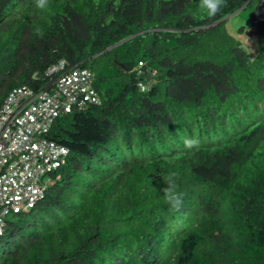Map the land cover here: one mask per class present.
I'll use <instances>...</instances> for the list:
<instances>
[{"label": "trees", "instance_id": "1", "mask_svg": "<svg viewBox=\"0 0 264 264\" xmlns=\"http://www.w3.org/2000/svg\"><path fill=\"white\" fill-rule=\"evenodd\" d=\"M199 5L0 0V104L49 89L59 60L88 69L99 100L54 120L47 137L67 154L7 215L0 264H264V21L249 51L222 20L242 12V35L264 0H225L211 18Z\"/></svg>", "mask_w": 264, "mask_h": 264}, {"label": "built area", "instance_id": "2", "mask_svg": "<svg viewBox=\"0 0 264 264\" xmlns=\"http://www.w3.org/2000/svg\"><path fill=\"white\" fill-rule=\"evenodd\" d=\"M45 74H57L49 89L13 88L0 104V235L5 217L30 208L51 183L42 177L64 162L67 149L47 137L54 120L99 102L88 69L59 60Z\"/></svg>", "mask_w": 264, "mask_h": 264}, {"label": "clouds", "instance_id": "3", "mask_svg": "<svg viewBox=\"0 0 264 264\" xmlns=\"http://www.w3.org/2000/svg\"><path fill=\"white\" fill-rule=\"evenodd\" d=\"M49 0H35V6L39 9H45L48 7ZM200 8L207 12L208 16L214 17L218 12L221 11L222 7L225 5V0H200ZM37 35L43 36V31L41 29L36 30ZM198 141L189 140L186 141L188 147H194ZM179 178V173L170 172L165 176V182L167 187L163 191V196L165 202L170 205V210L179 211L183 204L184 194L178 191L177 179Z\"/></svg>", "mask_w": 264, "mask_h": 264}, {"label": "rangeland", "instance_id": "4", "mask_svg": "<svg viewBox=\"0 0 264 264\" xmlns=\"http://www.w3.org/2000/svg\"><path fill=\"white\" fill-rule=\"evenodd\" d=\"M245 20V16H243L242 12H237L233 15H231L230 17H228L227 22H226V29L229 31V33H231L232 35H234L236 37V39L240 42V44L242 45L243 48H246V50L250 51V47L251 45H253L254 41L252 39H248L244 33L242 35H238L236 36V28L240 25H247L246 22H244ZM246 30V28H245ZM244 30V31H245ZM51 178L48 175H45L42 177V181L45 182L47 180H50ZM10 216H7L5 218V220H9Z\"/></svg>", "mask_w": 264, "mask_h": 264}, {"label": "water", "instance_id": "5", "mask_svg": "<svg viewBox=\"0 0 264 264\" xmlns=\"http://www.w3.org/2000/svg\"><path fill=\"white\" fill-rule=\"evenodd\" d=\"M230 15H228L227 17L223 18L222 20H225L226 18H228ZM264 21V16L263 13L261 11V8L258 7L256 12L254 13V17H253V22L252 25L246 29L243 33L244 35L248 38V39H252L255 37V34L261 24V22Z\"/></svg>", "mask_w": 264, "mask_h": 264}]
</instances>
